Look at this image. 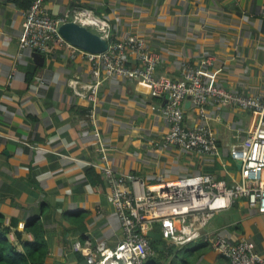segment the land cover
Returning a JSON list of instances; mask_svg holds the SVG:
<instances>
[{
	"label": "crops",
	"instance_id": "0c3cea01",
	"mask_svg": "<svg viewBox=\"0 0 264 264\" xmlns=\"http://www.w3.org/2000/svg\"><path fill=\"white\" fill-rule=\"evenodd\" d=\"M33 1L0 0V215L11 241L14 230L31 240L23 229L34 221L47 245L44 264H85L81 248L99 238L114 247L123 233L107 199L111 185L96 164L107 163L117 177L135 176L140 190L197 172L227 184L240 179L229 151L252 130L253 112L208 102L216 157L163 147V100L143 83L107 77L93 102L75 93L97 81L84 56L57 42L42 53L20 47L21 13ZM43 8L68 19L79 10V18L85 12L106 22L112 38H141L158 58L157 75L179 79L181 62L211 56L206 75L214 83L264 97V0H43ZM185 116L195 123L190 102ZM123 185L130 188L131 180ZM204 231L250 240L264 259V212L251 211L243 198L216 212ZM175 246L177 263L183 250V264H230L200 240Z\"/></svg>",
	"mask_w": 264,
	"mask_h": 264
},
{
	"label": "built area",
	"instance_id": "2783aa9c",
	"mask_svg": "<svg viewBox=\"0 0 264 264\" xmlns=\"http://www.w3.org/2000/svg\"><path fill=\"white\" fill-rule=\"evenodd\" d=\"M21 14L23 22L19 45L22 49L42 53L52 42H57L68 48L72 55L78 53L91 62V71L97 76V81L89 84L85 92L75 93L94 102L100 81L112 76L137 80L148 87L153 98L162 99L159 111L168 127L163 147L174 145L185 151L216 157L219 154L217 138L206 109L210 100L236 105L256 116L252 130L242 143L229 151L230 157L241 163L240 179L232 184L209 172H197L140 190L135 176L117 177L107 163L102 166L96 164L111 185L107 199L123 237L114 247L107 246L106 240L99 238L93 246L81 248L85 264H148L151 258L158 255L151 239L146 236V231L155 224H158V232L168 244L184 245L200 240L209 243L230 264H264L252 241L240 239L231 242L221 235L204 231L216 212L229 208L241 198L245 199L251 211L264 212V97L244 95L214 83L206 75L207 66L212 62L211 56L202 57L198 64L181 62L179 79L157 75L158 58L146 49L141 38L133 35L123 39L112 38L106 22L85 12L81 18L79 10L73 11L72 19L52 17L43 8V0H34ZM70 20L86 27L95 26L97 31L94 32L106 39L107 48L91 53L68 42L58 28ZM130 58L135 61L133 65L129 64ZM187 99L196 113L193 125L187 123L185 116ZM88 115L91 119L95 118L93 110ZM100 150L101 160H106L105 151ZM126 179L131 180L130 188L123 185ZM164 264H173L171 254L167 252Z\"/></svg>",
	"mask_w": 264,
	"mask_h": 264
},
{
	"label": "trees",
	"instance_id": "16d2710c",
	"mask_svg": "<svg viewBox=\"0 0 264 264\" xmlns=\"http://www.w3.org/2000/svg\"><path fill=\"white\" fill-rule=\"evenodd\" d=\"M23 230L31 235V240L23 238L20 231L14 230V241H11L10 227L4 224V217L0 215V264H44L47 245L41 237L40 225L31 221L24 226ZM150 241L152 247L158 251L156 260L161 257L165 260L167 252L171 254L173 264H183L182 259L178 263L176 261L177 250L174 244H168L163 239Z\"/></svg>",
	"mask_w": 264,
	"mask_h": 264
},
{
	"label": "water",
	"instance_id": "95a60500",
	"mask_svg": "<svg viewBox=\"0 0 264 264\" xmlns=\"http://www.w3.org/2000/svg\"><path fill=\"white\" fill-rule=\"evenodd\" d=\"M58 32L72 45L91 53H99L107 48L106 39L97 32L72 20L62 23L58 28ZM188 104L189 102L185 106ZM236 163L240 167V161H236ZM146 236L151 240H162L160 232L153 228L146 231Z\"/></svg>",
	"mask_w": 264,
	"mask_h": 264
},
{
	"label": "rangeland",
	"instance_id": "374dc122",
	"mask_svg": "<svg viewBox=\"0 0 264 264\" xmlns=\"http://www.w3.org/2000/svg\"><path fill=\"white\" fill-rule=\"evenodd\" d=\"M177 247V246H176ZM180 247H178V249H179ZM184 257H187V255H184L183 254V250H182V252H179L178 253V260H180V259H182V258H184ZM156 262V264H164V259L161 257L160 259H158V260H156L155 261Z\"/></svg>",
	"mask_w": 264,
	"mask_h": 264
}]
</instances>
